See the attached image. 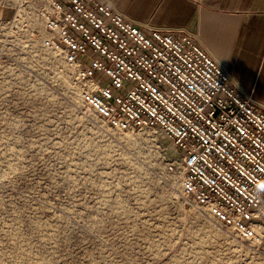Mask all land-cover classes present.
Masks as SVG:
<instances>
[{"label":"rangeland","instance_id":"1","mask_svg":"<svg viewBox=\"0 0 264 264\" xmlns=\"http://www.w3.org/2000/svg\"><path fill=\"white\" fill-rule=\"evenodd\" d=\"M24 68L0 82V264H264V237L182 196L158 164L180 156L164 131L110 139L67 72Z\"/></svg>","mask_w":264,"mask_h":264},{"label":"built area","instance_id":"2","mask_svg":"<svg viewBox=\"0 0 264 264\" xmlns=\"http://www.w3.org/2000/svg\"><path fill=\"white\" fill-rule=\"evenodd\" d=\"M9 29L5 73H68L80 104L110 139L162 130L180 156L158 164L182 196L238 240L264 237V108L186 28L136 21L110 0H0ZM70 78V79H71ZM158 164H156L158 166ZM159 168V167H158Z\"/></svg>","mask_w":264,"mask_h":264},{"label":"crops","instance_id":"3","mask_svg":"<svg viewBox=\"0 0 264 264\" xmlns=\"http://www.w3.org/2000/svg\"><path fill=\"white\" fill-rule=\"evenodd\" d=\"M136 21L186 28L264 108V0H110Z\"/></svg>","mask_w":264,"mask_h":264}]
</instances>
